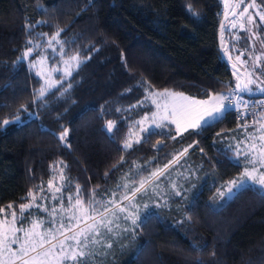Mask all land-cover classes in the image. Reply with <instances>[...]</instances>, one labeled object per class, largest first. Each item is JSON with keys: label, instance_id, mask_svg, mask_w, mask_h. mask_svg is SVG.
I'll use <instances>...</instances> for the list:
<instances>
[{"label": "trees", "instance_id": "trees-1", "mask_svg": "<svg viewBox=\"0 0 264 264\" xmlns=\"http://www.w3.org/2000/svg\"><path fill=\"white\" fill-rule=\"evenodd\" d=\"M230 5L224 61L225 0H0V219L16 213L18 227L61 235L58 217L79 198L111 209V232L103 221L99 236L80 239L100 241L89 242L87 264H264V191L248 184L229 195L253 167L254 126L229 111L212 127L179 134L167 123L125 147L156 91L227 93L241 77L232 65L264 93L254 84L264 81V0ZM38 59L56 68L50 87Z\"/></svg>", "mask_w": 264, "mask_h": 264}, {"label": "snow or ice", "instance_id": "snow-or-ice-1", "mask_svg": "<svg viewBox=\"0 0 264 264\" xmlns=\"http://www.w3.org/2000/svg\"><path fill=\"white\" fill-rule=\"evenodd\" d=\"M251 6V5H250ZM187 11L190 15L196 16L198 13L193 8L192 4L189 3L186 5ZM247 8H245L243 11L247 12ZM243 14V13H242ZM261 19L264 20V15H261ZM249 20H251V17H249ZM59 31H63V29H60ZM59 31L56 33V36L59 35ZM56 36H53L52 39H55ZM31 49H29V52ZM28 53H25L27 55ZM72 59H76V57H72ZM251 81H249V84ZM259 87V86H258ZM237 90L241 95L237 96H227L223 93H217L209 96V99L207 100H194L190 99L187 96H184L181 93H173L169 90L165 89L163 92L160 93H153L154 97H158L160 99H164L165 103L163 104V112L164 115L160 116L161 120H167L169 117H171V123L176 125V131L179 133L182 129V121L183 128L186 130V128L189 126V124L193 128L198 129H205L207 127H212L214 124L220 122L224 115L229 112L230 110H234L241 107H248V101L243 98V93L248 92L251 93L252 89L248 86V84H245L244 87H241L239 84L236 86ZM259 90L261 92H264V87H260ZM40 95H44V91L41 90ZM153 103L156 104V107L158 109V112L152 113L153 121L155 122L157 115L159 114V109L161 108V104L157 102L156 99L153 100ZM264 103V102H262ZM193 113H195V118L192 119ZM9 121L5 120L3 121L4 124H7ZM156 127H161L162 125L160 123H156ZM114 127V123L112 121L107 122V128L109 131H111ZM148 134L152 135L151 130H148ZM67 135V130L65 129L63 134L61 135L60 139L63 140L65 136ZM261 139L264 140V136H261ZM125 147H131V144L125 143ZM255 148V145L252 146ZM186 151V150H185ZM262 155H264V148L261 150ZM247 156L248 154L245 153ZM249 163L252 162L250 159L248 161ZM261 166H264V161H262ZM258 173V169L253 166L251 169L245 168L243 176L247 177L248 180L252 181L254 184L261 185L264 187V172ZM107 175V173H106ZM153 176H156L157 173H152ZM146 181H140V187L134 188L132 190V198L135 197L136 193H139L142 189L145 187ZM232 184L236 185L237 187H243L245 184V180L242 178L239 184H237L236 181H232ZM49 186L51 187V181L49 182ZM59 191V189H57ZM231 191V189H229ZM31 195V193H30ZM176 195H180L179 192L176 193ZM126 199H130L129 197H125ZM71 200V197H69ZM76 203L79 205L81 204V200L78 198L76 200ZM91 203V202H89ZM109 203H114L110 201ZM11 207V205H9ZM21 212L23 213L24 209L28 208V204H21ZM105 212H110L111 209L105 206L104 208ZM2 211V210H0ZM120 211L123 212L124 209L120 208ZM102 215V214H101ZM91 218V217H90ZM128 217L126 216L125 219ZM138 217L133 216L132 217V224L136 225ZM13 221H15V213H13ZM100 223H104L101 221ZM112 221H107V225H110ZM34 228L36 225L33 226ZM63 227V225H61ZM91 227V226H89ZM119 227V225H117ZM70 230V229H69ZM23 231L22 228H13L10 225L5 226L3 221H0V257H3L5 254H7V260L0 261V264H14V261H20V264H47L49 259H56L59 257L60 264H62L63 260L70 259L74 262V264H87V258L91 254L89 251H86L88 248L89 242L91 243H100L99 240L95 238V236H99L100 233L98 230L93 229L95 232V236L92 237L91 241H89L88 236H84V241L81 242L80 240H76V245L72 249L70 254L65 253V243L64 240H58L55 235H53L50 239H45L41 237L39 241H26V244L28 246H25V244H21L18 248H12V245L17 244L19 238L15 235H12V233ZM107 231L111 232L112 228L107 227ZM127 231V229H125ZM34 233L31 232H25V236H34ZM63 235V233H61ZM80 235H83V232L80 233ZM65 239H69V237H65ZM71 239H76L75 236L71 237ZM53 240H56V243H52ZM49 244L50 247L45 249L44 245ZM108 247H111V244L107 245ZM59 248V252H55V250ZM40 249H43L42 251ZM55 252V255H54ZM32 253H35V255H32Z\"/></svg>", "mask_w": 264, "mask_h": 264}, {"label": "rangeland", "instance_id": "rangeland-1", "mask_svg": "<svg viewBox=\"0 0 264 264\" xmlns=\"http://www.w3.org/2000/svg\"><path fill=\"white\" fill-rule=\"evenodd\" d=\"M233 8L237 9L238 8V3L233 5ZM261 15L259 16V19L263 22V20L261 19ZM240 18L239 20L234 19L233 20V25L237 28L238 26H242V20L244 19L245 16V12H243V14L239 15ZM36 68L39 71L40 76L43 78V83L44 86L50 87L54 81L55 78V73H57L56 68H49L47 66L46 60H40L38 59V61L36 62ZM64 69H58L59 73L62 75H67V68L66 66H63ZM235 86H237V84H239L241 86V77L236 76L235 77ZM249 81H252V79H249ZM230 89V88H229ZM164 91V90H163ZM163 91H156L155 93H160ZM171 92V91H170ZM228 92L229 90L226 92H218V93H223L224 95L228 96ZM174 93V92H173ZM178 93V92H175ZM183 94V93H181ZM217 94V93H215ZM184 96H186L185 94H183ZM213 95V94H212ZM188 97V96H187ZM190 99H194L189 97ZM156 99L158 103L161 104V108L159 109V114L156 117L155 122L153 121L152 118V113H156L158 112V109L156 107V104L153 103V100ZM209 99V98H208ZM197 100V99H194ZM207 100V99H206ZM165 103L164 99H160L158 97H154L153 95L150 98V104L152 106V109L150 112L146 113V115H144V117L142 119L139 120V129H138V134L134 137L131 138V140L129 141V144H131V142H137L141 135L140 133H148V130H153L156 127V123H160L161 125H165V124H172L175 129H176V125L171 123V117H169V119L167 120H161L160 116L164 115L165 113L163 112V104ZM195 113H193V116L191 117L192 119L195 118ZM259 122H256V121ZM256 121H254L253 125H251L252 127L254 126V132L252 133V135L250 136V140L248 141V143L245 145V150L249 152V158L252 160L253 166H255L258 169V173H262L264 172V166H261L262 161H264V155H262V148H264V140L261 139V136H264V117L257 119ZM183 123L184 121H182V129L179 132L183 133L187 130L190 129H197V128H193L190 124L189 126L186 128V130L183 128ZM249 126V127H251ZM255 145V148H253L252 146ZM243 172H241L239 174V176L236 178V182L237 184H239V182L241 181V179L243 178L245 180V184L243 187H237L236 185L232 184L230 185V189L231 191H229V195H233L234 193L238 192L240 189L244 188L245 186H247L248 184L254 185V186H258L260 188H262V190L264 191V187H262L261 185L258 184H254L252 181L248 180L247 177L243 176ZM235 181V180H234ZM91 202V201H89ZM83 202L81 204H77L76 202H74L65 213V217H58V225L60 228H63L64 225H67L66 229L63 231V235H55L57 237L58 240H64L65 243V253L66 254H70L72 249L75 247L76 245V240H80L83 235L85 233L90 232L95 224H100L101 221H110L111 219H107V217L109 216V214H106V212H102L101 210H99V208L95 207L94 203L91 202ZM119 208V207H118ZM102 214V215H101ZM91 217V218H90ZM19 218H17V215L15 213V221H13V213H11L9 215L8 218L6 219H0V221H3L5 226H11L13 228H22L23 231H18L15 233H12V235H15L19 238L18 243L12 245V248H18L21 244H25V246H28L26 244V241H39V239L41 237L45 238V239H50L52 236L49 234H45V232L42 230L40 224L38 223H32L29 227L27 226V228H23L26 224L22 227H18L17 223H18ZM57 221V220H56ZM36 225V227L34 228L33 226ZM61 225H63V227H61ZM91 226V227H89ZM57 227V226H56ZM56 229V230H55ZM52 228L50 230H47L50 234L54 232H58L57 228ZM70 229V230H69ZM25 232H31L34 233V236H25ZM83 232V235H80V233ZM59 235V236H58ZM75 236L76 239H71V237ZM65 237H69V239H65ZM56 240H53L52 243H56ZM50 245L49 244H45L44 248L47 249L49 248ZM41 251L43 249H40ZM60 249L57 248L55 250V252H59ZM54 252V255H55ZM32 255H35V253H32ZM3 260H7V254H5L3 257H0V261ZM74 262L70 259L67 260H63L62 264H73ZM14 264H20V261H14ZM47 264H60V259L59 257H57L56 259H49Z\"/></svg>", "mask_w": 264, "mask_h": 264}, {"label": "built area", "instance_id": "built-area-1", "mask_svg": "<svg viewBox=\"0 0 264 264\" xmlns=\"http://www.w3.org/2000/svg\"><path fill=\"white\" fill-rule=\"evenodd\" d=\"M241 95L236 86L231 87L228 92V96ZM248 101V107H241L234 110H230L235 117L239 126L249 127L253 125L254 121L264 117V98H245Z\"/></svg>", "mask_w": 264, "mask_h": 264}, {"label": "water", "instance_id": "water-1", "mask_svg": "<svg viewBox=\"0 0 264 264\" xmlns=\"http://www.w3.org/2000/svg\"><path fill=\"white\" fill-rule=\"evenodd\" d=\"M226 1V7H225V13H224V17L222 18L221 20V23L219 25V30H218V48H219V52H220V55H221V58L225 61L226 58L224 56V53H223V49H222V43H221V38H222V31H223V28L228 20V18L230 16H233L234 13H231L230 10H231V5H230V0H225ZM235 71L239 72V74L241 75L242 77V82H241V87H244L246 83V75L239 71L236 67L230 65ZM243 95L247 98H264V93H257V94H253V93H248V92H245L243 93Z\"/></svg>", "mask_w": 264, "mask_h": 264}, {"label": "flooded vegetation", "instance_id": "flooded-vegetation-1", "mask_svg": "<svg viewBox=\"0 0 264 264\" xmlns=\"http://www.w3.org/2000/svg\"><path fill=\"white\" fill-rule=\"evenodd\" d=\"M231 11V10H230ZM245 17V16H244ZM242 82V81H241ZM253 83V82H252ZM254 84L260 88L264 85V81L262 79H260L258 76L256 77V79L254 80Z\"/></svg>", "mask_w": 264, "mask_h": 264}, {"label": "crops", "instance_id": "crops-1", "mask_svg": "<svg viewBox=\"0 0 264 264\" xmlns=\"http://www.w3.org/2000/svg\"><path fill=\"white\" fill-rule=\"evenodd\" d=\"M74 264V263H73Z\"/></svg>", "mask_w": 264, "mask_h": 264}]
</instances>
